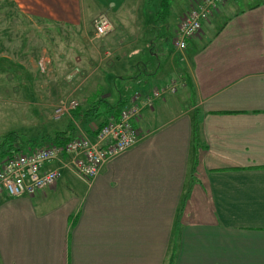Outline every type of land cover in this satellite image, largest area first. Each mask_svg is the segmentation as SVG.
Returning a JSON list of instances; mask_svg holds the SVG:
<instances>
[{
	"label": "crops",
	"instance_id": "1",
	"mask_svg": "<svg viewBox=\"0 0 264 264\" xmlns=\"http://www.w3.org/2000/svg\"><path fill=\"white\" fill-rule=\"evenodd\" d=\"M161 1L12 0L17 17L83 33L110 19L112 82L127 93L106 98L118 109L165 85L166 70L181 68L184 84L143 107L139 140L94 179L64 168L31 196L0 197V264H264V0H224L182 50L179 21L202 0H168L154 25ZM167 48L180 50L171 69ZM159 55L156 73H136ZM116 110H100L101 123ZM90 118L71 116L76 134L94 133Z\"/></svg>",
	"mask_w": 264,
	"mask_h": 264
},
{
	"label": "rangeland",
	"instance_id": "2",
	"mask_svg": "<svg viewBox=\"0 0 264 264\" xmlns=\"http://www.w3.org/2000/svg\"><path fill=\"white\" fill-rule=\"evenodd\" d=\"M0 4L4 7L0 11L1 137L11 131L25 139L35 140L41 139L45 133L54 134L56 130L69 124L75 111L69 110L65 115L58 116V107L64 104L68 106L71 100H76L77 107L86 108L97 97L87 103L86 98L100 89L99 98L106 99L109 93L113 94L117 90L122 96H126V88L121 82H112L113 77L116 78L112 65L118 58L117 43L112 42L113 28L106 35L98 37L95 35L94 25L87 30L88 33L73 28L65 29V26L50 22L17 17L20 10L15 6L13 8L12 0H4ZM111 25L113 27L112 22ZM120 35L123 37L120 41L125 44L126 34ZM85 36L86 39L83 38ZM166 51L173 53V58L167 61L171 65L167 69H171L177 63L174 58L179 55L180 50L167 48ZM136 59H143V56ZM76 68L80 70L75 72ZM73 70L74 76L68 79ZM180 72L179 67L174 73L166 70L171 78L181 77ZM128 80L126 78L125 81ZM130 83L132 82H127L128 89L132 91L135 86L130 88ZM106 109L105 105L101 106V111ZM101 117L103 115L90 123L96 124L95 128L98 127Z\"/></svg>",
	"mask_w": 264,
	"mask_h": 264
},
{
	"label": "built area",
	"instance_id": "3",
	"mask_svg": "<svg viewBox=\"0 0 264 264\" xmlns=\"http://www.w3.org/2000/svg\"><path fill=\"white\" fill-rule=\"evenodd\" d=\"M223 2L224 0H202L184 14L172 39L174 48H186L189 40L201 32L203 21L208 20ZM93 25L98 37L106 35L113 28L105 16L94 18ZM79 70L76 68L75 72ZM75 72L73 70L68 79L74 76ZM183 84L181 77H173L162 87L154 88L151 95L146 97L142 92H135L120 108L118 115L111 116L102 126L94 128L93 134L76 135L64 145L47 143L6 157L0 167V197L31 196L55 184L62 176L64 168L73 170L88 181L94 179L109 159L139 140L140 133L136 121L143 107L152 106L154 99L165 92H177ZM77 106V101L71 100L68 106H60L56 112L60 113L58 116L65 115ZM54 162L58 165L53 166Z\"/></svg>",
	"mask_w": 264,
	"mask_h": 264
},
{
	"label": "trees",
	"instance_id": "4",
	"mask_svg": "<svg viewBox=\"0 0 264 264\" xmlns=\"http://www.w3.org/2000/svg\"><path fill=\"white\" fill-rule=\"evenodd\" d=\"M169 16V2L168 0H162L160 3V7L158 6L155 11H154V25H158V23L160 21L166 20ZM154 35H156L158 33V28L157 26H155L154 28ZM160 57L156 56L154 58V62L153 65L149 66L148 64H139V66L137 67V71L136 73H138L139 75H141V71H145V69H149L151 66V73H156L157 69L159 68L162 60H160L159 58H161L162 56L159 55ZM137 74V75H138ZM135 76H129L127 79H132ZM124 79V78H123ZM126 80V78H125ZM98 97V96H97ZM106 106V108L109 110H115L117 109L115 112H113V115H118L120 109H118V107L121 105L120 101H117L114 105H112L109 101V99H105V98H97V100L95 102H93L91 105L87 106L86 108H82V106L80 107H76L75 111L73 112V116L77 115L78 113H83L85 116L87 117H91L90 120H95L96 118L99 117L101 115V106L104 105ZM106 109V110H107ZM112 115V116H113ZM107 120L103 121L102 123L99 124V127L102 126ZM95 127H93L94 129ZM199 124L197 123L195 126V132L196 135H198L199 133ZM76 129L74 126V123L72 120L69 121V124L66 125V129L63 131H56L54 134H49V133H45L42 135L41 139L39 140H35V139H25L23 138V136H20L17 132L15 131H11L5 135H3L2 137H0V158H6L8 156H11L15 153H21V152H26L29 149H32L34 147L37 146H42L45 145L44 143L46 141H48L47 143H52V144H57V145H64L67 142L71 141L72 139L75 138L76 133H75Z\"/></svg>",
	"mask_w": 264,
	"mask_h": 264
}]
</instances>
